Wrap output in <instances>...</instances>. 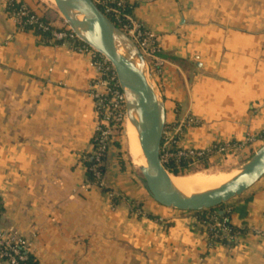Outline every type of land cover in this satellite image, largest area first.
I'll use <instances>...</instances> for the list:
<instances>
[{
  "label": "crops",
  "instance_id": "crops-1",
  "mask_svg": "<svg viewBox=\"0 0 264 264\" xmlns=\"http://www.w3.org/2000/svg\"><path fill=\"white\" fill-rule=\"evenodd\" d=\"M20 1L40 17L53 9ZM127 2L157 38L162 66L148 65L167 131L186 116L198 122L184 129L182 148L264 132V0ZM7 3L0 0V227L27 240L40 264H264V178L228 202L240 231L232 248L210 243L195 214L157 204L116 146L106 188L88 181L91 60L20 29ZM52 24L64 27L61 18ZM263 145L213 156L209 168H240Z\"/></svg>",
  "mask_w": 264,
  "mask_h": 264
},
{
  "label": "water",
  "instance_id": "water-1",
  "mask_svg": "<svg viewBox=\"0 0 264 264\" xmlns=\"http://www.w3.org/2000/svg\"><path fill=\"white\" fill-rule=\"evenodd\" d=\"M55 9L68 28L85 45L97 51L114 68L125 96L126 122L135 127L147 164L138 168L143 185L159 205L182 212H201L218 208L242 196L264 178V145L244 163L229 182L217 189L186 196L176 190L162 162V143L166 111L149 65L137 46L92 0H54ZM123 41L126 56L116 51ZM136 117V118H135Z\"/></svg>",
  "mask_w": 264,
  "mask_h": 264
},
{
  "label": "built area",
  "instance_id": "built-area-1",
  "mask_svg": "<svg viewBox=\"0 0 264 264\" xmlns=\"http://www.w3.org/2000/svg\"><path fill=\"white\" fill-rule=\"evenodd\" d=\"M92 1L99 8H103L113 16L115 20V23H113L137 46L147 63L159 70L162 66V61L159 58L160 49L156 35L144 28L132 16L131 7L127 0ZM15 5L20 6L16 9L14 8ZM7 9L9 15L14 18L20 29L31 27L33 31V27L36 26L38 30H48V27L40 21V16L35 13L30 14L29 8L22 4L20 0H8ZM51 37L54 42H60L62 45L80 41L69 28L52 31ZM75 50L89 56L92 67L97 74L91 87L96 104L97 123L93 138V149L90 154L92 164L86 169L94 178L93 185L100 189H105V168L108 155L113 143L123 131L126 122L125 96L119 86L116 72L106 58L87 45H81ZM195 124H198L197 120L186 116L171 132L165 128L163 163L174 161L176 164L186 163L188 166L197 167L202 159H210L216 155H230L254 145L258 139L264 141L263 132L257 137H249L244 141L215 144L208 150L184 149L180 146L184 129ZM172 145H175L176 148L171 150ZM84 160L88 163L89 157L87 156ZM212 220L214 221L213 225L206 228L207 231H210V238L214 240L212 243L227 240L235 244L238 236L230 233L225 225L226 220L218 218H213ZM207 231L206 234L208 236ZM29 256L30 244L28 241L18 237L11 231H4L0 227V264H25Z\"/></svg>",
  "mask_w": 264,
  "mask_h": 264
},
{
  "label": "trees",
  "instance_id": "trees-1",
  "mask_svg": "<svg viewBox=\"0 0 264 264\" xmlns=\"http://www.w3.org/2000/svg\"><path fill=\"white\" fill-rule=\"evenodd\" d=\"M22 4H24L21 1ZM20 5H15L14 8L18 9ZM112 22L115 23V20L113 18V16L110 13H107L106 10H104L103 8H99ZM30 10V9H29ZM128 12H130L129 10H127ZM30 14H34L33 11L30 10ZM60 19L59 14H57L56 11H54L53 9H49L45 12V14L40 17V21L48 27V30H38L36 26L33 27V32L39 36L42 41L44 42H50L52 40L51 37V33L52 31H56L58 30L57 28H55L53 26V22L56 21L57 19ZM62 21V20H61ZM24 30L26 31H32L31 27H25ZM60 43V42H57ZM71 46L74 47V49H76L77 47L81 46V45H85L84 43H82L81 41H76V42H70L69 43ZM119 138V137H118ZM116 139V141L113 143V146H116L117 148L121 149V144L118 141L119 139ZM94 144V141H93ZM165 139H163V143H162V152H161V156L163 157L164 153H165ZM176 146L172 145L171 146V150L175 149ZM120 164L123 167V161L121 158V154H120ZM92 164V161H90V156H89V162L87 163L86 168L88 169L89 166ZM165 169L173 176L175 177H179V176H186L188 173H191L196 167H192V166H188V164L186 163H179L176 164L174 161H169L168 163H163ZM198 168H205L208 169L209 166V159H202L200 161V164L197 166ZM87 177H88V181L93 185L94 183V178L92 176V174L90 172L87 171ZM193 214H195L198 218V222L204 227L205 232L207 231L206 228L210 227L211 225H213V218H218L220 220H226V227L228 228V230L230 231V233L232 235H240V231L235 228L234 226H232L231 224V217L233 214V209L227 204H224L218 208H214L211 210H206V211H201V212H194ZM208 233V239L210 241V243H212L214 240L211 237L210 231H207ZM220 244L227 246L229 248H232L234 246L233 242H228L227 240H220L218 241ZM213 244V243H212ZM25 264H38L33 257L30 255L28 257V261Z\"/></svg>",
  "mask_w": 264,
  "mask_h": 264
},
{
  "label": "bare ground",
  "instance_id": "bare-ground-1",
  "mask_svg": "<svg viewBox=\"0 0 264 264\" xmlns=\"http://www.w3.org/2000/svg\"><path fill=\"white\" fill-rule=\"evenodd\" d=\"M46 1L55 5L54 0ZM116 51L121 55L126 56L128 53L126 44L121 40L117 41ZM126 137L128 142V154L130 156L131 163L135 165L136 168L145 167L147 164L146 156L140 146L137 131L130 120H127L126 122ZM235 176L230 179L227 177V179L223 174L218 175L200 172L179 177L170 176V181L176 190L189 197L193 194L217 189L223 184L232 180Z\"/></svg>",
  "mask_w": 264,
  "mask_h": 264
},
{
  "label": "rangeland",
  "instance_id": "rangeland-1",
  "mask_svg": "<svg viewBox=\"0 0 264 264\" xmlns=\"http://www.w3.org/2000/svg\"><path fill=\"white\" fill-rule=\"evenodd\" d=\"M44 3L48 4L49 6H51V8H53L55 11V5L53 4H50L48 3L46 0H43ZM57 12V11H56ZM57 14H59L57 12ZM59 17L61 18L62 20V23L64 24L63 26V29H67L68 26L65 24V21L63 20V18L60 16L59 14ZM120 144H121V152L123 154V157L124 159L128 162L129 165H131L132 167H134L132 164H131V161H130V156L128 154V142H127V137H126V122H125V125H124V129L123 131L121 132L119 138H118ZM135 168V167H134ZM238 169L239 168H236V169H233V170H225V169H222L220 167H216V168H208V169H205V168H198L196 167L191 173H188L187 175H190V174H194V173H200V172H205V173H212V174H223L226 176V178L228 177L229 179L232 178L233 176L236 175V173L238 172ZM136 172L141 176L138 168H135ZM227 178V179H228Z\"/></svg>",
  "mask_w": 264,
  "mask_h": 264
}]
</instances>
